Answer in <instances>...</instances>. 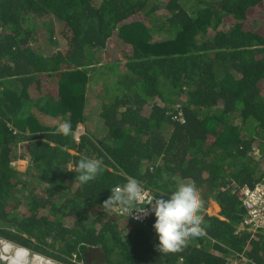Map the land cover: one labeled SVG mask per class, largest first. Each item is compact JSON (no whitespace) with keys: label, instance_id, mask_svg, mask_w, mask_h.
<instances>
[{"label":"trees","instance_id":"1","mask_svg":"<svg viewBox=\"0 0 264 264\" xmlns=\"http://www.w3.org/2000/svg\"><path fill=\"white\" fill-rule=\"evenodd\" d=\"M89 91L102 135L76 140ZM84 156L104 162L87 184L71 171ZM263 168L264 0H0V239L58 264H89L92 246L98 264H264L237 192ZM128 177L155 197L195 181L205 235L159 252L154 216L102 207Z\"/></svg>","mask_w":264,"mask_h":264},{"label":"clouds","instance_id":"2","mask_svg":"<svg viewBox=\"0 0 264 264\" xmlns=\"http://www.w3.org/2000/svg\"><path fill=\"white\" fill-rule=\"evenodd\" d=\"M71 130V121L65 120L58 125L57 134L68 136ZM103 166V159L84 156L76 162L71 171L78 174L76 179L79 183L87 184L96 178L102 171ZM110 193L108 199L103 202V209L118 211L121 214L126 213L127 216L145 198V189L135 177H128L123 185L113 187ZM202 203L199 188L195 181L191 179L181 180L167 196L162 195L148 199L145 205L149 206L154 216L152 227L157 237L159 252L176 253L182 251L190 238L205 235L204 229L201 227L203 223V217L200 214ZM144 211L145 207L138 212L142 213ZM2 243H8L12 246V243L0 239L1 252L3 251ZM16 250H21L24 255L21 262L29 254L37 255L22 247L16 248ZM13 264H19V261L14 260Z\"/></svg>","mask_w":264,"mask_h":264},{"label":"built area","instance_id":"3","mask_svg":"<svg viewBox=\"0 0 264 264\" xmlns=\"http://www.w3.org/2000/svg\"><path fill=\"white\" fill-rule=\"evenodd\" d=\"M81 133L79 128L73 133L74 139L78 140ZM263 174L260 176L259 181L254 185H244L238 189V199L245 210V217L241 223V227L254 234L257 232L264 233V168L262 169ZM145 189L144 199H142L132 210L128 216L127 214H121L118 211H112L114 214L125 217L133 223H141L153 216L149 206L145 205L148 199L155 197L152 192ZM145 207L144 212H138ZM252 238H255L252 235ZM246 258L242 255L235 256L233 259H229L227 264H246Z\"/></svg>","mask_w":264,"mask_h":264},{"label":"rangeland","instance_id":"4","mask_svg":"<svg viewBox=\"0 0 264 264\" xmlns=\"http://www.w3.org/2000/svg\"><path fill=\"white\" fill-rule=\"evenodd\" d=\"M54 23L57 24V21L54 20ZM41 39L42 41H45V37L47 36L45 33H41ZM61 35L59 33H56L55 34V39L58 41V47L60 48L61 47V44L63 42V39H61ZM50 46H48L49 48ZM62 48V47H61ZM110 72H106V75H103L102 79L105 80L104 81V86L107 88V85L109 86V84L111 83V76H110ZM99 75L96 76V78L98 77ZM99 82L95 83L93 85V87H97L99 86ZM96 88V89H97ZM102 101V97L100 96H96V92L95 91H89V97H88V101H87V109H86V121L84 124H81L78 126L79 128V132L80 133H84V132H87V133H93L97 136H101V132L103 131L101 128V122H99V118H98V113H99V107H100V103ZM13 166L18 170V171H21V172H25L26 169H27V166H28V162L26 160H16L14 163H13ZM217 207V208H216ZM217 209V210H216ZM206 212L209 214V215H214V216H217L218 215V212H219V206L218 204L216 203V201H213V200H210L209 201V204H208V207L206 209ZM1 242H5V241H1ZM13 248H19L15 245H13ZM11 254H12V251H11ZM37 255H32V254H29L27 257H28V264H58L56 263L55 261L51 260V259H48V258H45V257H36ZM77 264V263H76ZM78 264H80V262H78Z\"/></svg>","mask_w":264,"mask_h":264},{"label":"bare ground","instance_id":"5","mask_svg":"<svg viewBox=\"0 0 264 264\" xmlns=\"http://www.w3.org/2000/svg\"><path fill=\"white\" fill-rule=\"evenodd\" d=\"M217 208V207H216ZM217 210V209H216ZM3 244V251L1 252V259L8 262V264H13L14 260H18L19 264H28V258L25 257V260L22 259L21 262V258L24 256L22 254L21 250H16V248H13L10 244L8 243H2ZM11 251L13 252L11 255Z\"/></svg>","mask_w":264,"mask_h":264},{"label":"water","instance_id":"6","mask_svg":"<svg viewBox=\"0 0 264 264\" xmlns=\"http://www.w3.org/2000/svg\"><path fill=\"white\" fill-rule=\"evenodd\" d=\"M93 253L99 254L100 257H101V261H105V253L103 252V250L100 247H98V246H92V247H88L87 251L84 253L85 260L89 264L91 263V259H92ZM0 256H2L1 255V251H0ZM0 264H8V262L2 260L1 257H0Z\"/></svg>","mask_w":264,"mask_h":264},{"label":"flooded vegetation","instance_id":"7","mask_svg":"<svg viewBox=\"0 0 264 264\" xmlns=\"http://www.w3.org/2000/svg\"><path fill=\"white\" fill-rule=\"evenodd\" d=\"M101 261V257L99 254L93 253L91 262L98 264Z\"/></svg>","mask_w":264,"mask_h":264}]
</instances>
